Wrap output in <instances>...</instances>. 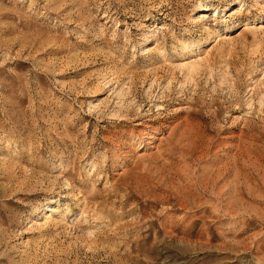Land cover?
<instances>
[{
  "label": "rangeland",
  "instance_id": "1",
  "mask_svg": "<svg viewBox=\"0 0 264 264\" xmlns=\"http://www.w3.org/2000/svg\"><path fill=\"white\" fill-rule=\"evenodd\" d=\"M0 264H264V0H0Z\"/></svg>",
  "mask_w": 264,
  "mask_h": 264
}]
</instances>
